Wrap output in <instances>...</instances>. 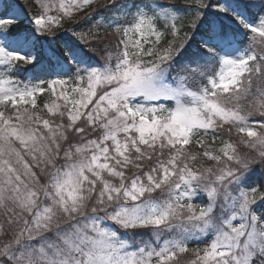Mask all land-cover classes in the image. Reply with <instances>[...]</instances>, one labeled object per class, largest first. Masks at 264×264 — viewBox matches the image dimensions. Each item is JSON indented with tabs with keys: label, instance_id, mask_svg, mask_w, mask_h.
I'll return each instance as SVG.
<instances>
[{
	"label": "snow or ice",
	"instance_id": "1",
	"mask_svg": "<svg viewBox=\"0 0 264 264\" xmlns=\"http://www.w3.org/2000/svg\"><path fill=\"white\" fill-rule=\"evenodd\" d=\"M0 264H264V0H0Z\"/></svg>",
	"mask_w": 264,
	"mask_h": 264
}]
</instances>
